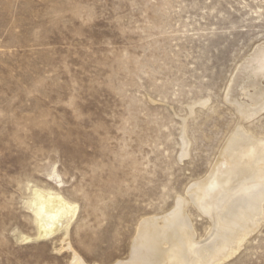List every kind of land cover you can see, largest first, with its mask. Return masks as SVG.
<instances>
[{"label":"rangeland","instance_id":"rangeland-1","mask_svg":"<svg viewBox=\"0 0 264 264\" xmlns=\"http://www.w3.org/2000/svg\"><path fill=\"white\" fill-rule=\"evenodd\" d=\"M260 44L264 0H0V264L128 261L213 162L224 86ZM246 127L264 137V114ZM34 188L77 206L67 235L35 238ZM252 239L224 264H264Z\"/></svg>","mask_w":264,"mask_h":264},{"label":"bare ground","instance_id":"bare-ground-1","mask_svg":"<svg viewBox=\"0 0 264 264\" xmlns=\"http://www.w3.org/2000/svg\"><path fill=\"white\" fill-rule=\"evenodd\" d=\"M222 101L235 120L205 175L186 187L172 211L136 228L129 259L121 264H224L264 227V137L246 127L264 114V44L234 68ZM26 205L40 240L67 235L77 211L58 193L38 188ZM187 205L207 222L201 235H196ZM30 240L24 236L22 242ZM69 264L85 263L73 253Z\"/></svg>","mask_w":264,"mask_h":264}]
</instances>
